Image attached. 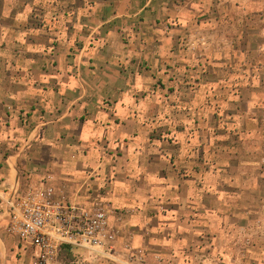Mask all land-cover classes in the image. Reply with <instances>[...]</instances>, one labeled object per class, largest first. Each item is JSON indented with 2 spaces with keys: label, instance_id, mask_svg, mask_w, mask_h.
<instances>
[{
  "label": "crops",
  "instance_id": "crops-1",
  "mask_svg": "<svg viewBox=\"0 0 264 264\" xmlns=\"http://www.w3.org/2000/svg\"><path fill=\"white\" fill-rule=\"evenodd\" d=\"M166 1L0 0V224L10 231L6 204L24 175L84 207L98 196L106 227L91 249L68 245L69 264H243L228 252L234 231L246 235L243 249L261 250L262 158L241 145L264 122L248 111L264 103L255 92L240 99L243 85L238 99L227 89L218 100L213 84L166 82L194 70L184 64L195 57L167 22L205 24ZM247 1L188 3L218 11L217 26L232 9L262 15ZM210 38L219 57L245 41Z\"/></svg>",
  "mask_w": 264,
  "mask_h": 264
},
{
  "label": "rangeland",
  "instance_id": "rangeland-1",
  "mask_svg": "<svg viewBox=\"0 0 264 264\" xmlns=\"http://www.w3.org/2000/svg\"><path fill=\"white\" fill-rule=\"evenodd\" d=\"M173 1L176 0H167L166 2H168V5L170 6L169 3ZM176 2L179 4L180 8H182L181 11L179 10L180 13L184 12V15L189 16L192 20L196 21L201 18L205 24H203L202 28H198L195 25L190 26V24L186 23L187 25L179 28L180 23H178V21H174L175 19L167 22L168 25H172V29H179L181 31V38H183V40H181V42L177 45L186 51L190 49L193 53H195V57L190 62L184 64L186 68H191L194 70H185L181 66L180 70H177L176 74H173L172 76H165L166 82L170 83L167 80L170 78L172 79V84L174 83L173 80H175L177 83L180 82L182 87L186 83L194 85L196 81L202 83L206 82L208 86L213 84L212 93L218 100L223 98V94H225L227 89L229 92H231L232 98L238 99V96L236 97V95L232 93H238V86L243 85L244 90L239 92L240 99H247L251 92H255L253 95L254 100L256 99L264 103V9L262 11V15L259 14L260 12H256L255 14L251 11H248L243 15L239 9H232L227 15L221 17V20L218 21L219 24L217 26H213L210 25L211 20L219 18V12L215 9L205 13L195 10L193 13L189 7L190 3H188V0H180V2ZM248 2L254 6L259 4L264 5V0H249L247 3ZM240 16H242L244 19H241ZM174 18L177 19V15ZM238 18L240 21L243 20V22L247 24L246 27L250 28L242 29V26H238ZM163 29L165 31L166 27L163 26ZM213 31H217L220 35H230L234 40L238 36L245 35V41L243 40V42L237 43L235 46V48H237L235 53H230L227 55V57H219L220 45L216 44L214 41H211L210 38ZM172 45H174V43H172ZM156 46L157 43L149 42L147 48L151 50L155 49ZM224 46V49L227 48V44H224ZM204 53H207L206 59L201 57V55ZM169 62L170 66L175 63L174 60ZM159 76L161 77V75ZM155 78L157 79V75ZM235 104L238 107V101H236ZM248 114H256L259 116V118H264V108L256 111L254 109H250ZM249 127L254 128L256 125L253 122L249 125ZM243 139L244 140L243 145H241V150H244V152L249 150V153L253 152V157H261L262 159L260 160V163L262 169H264V122L256 130L254 137L251 139L243 137ZM249 153L245 154L247 155ZM30 172V169L26 170L27 174H30ZM38 173L39 177L45 174V172ZM28 178H30V176L24 175L20 181V184L18 185V191L22 198H26V195L29 194V190H37L36 186H30ZM36 185H38V183ZM0 189H4V187L0 186ZM262 190L263 191H261V193L263 196L261 198L262 202L260 203L262 204V221L260 223V227L262 228L263 235L260 237V239H258V244L260 245L261 250L254 252L252 250L248 251L243 249V247H246V235H244L242 231H234V236L229 238L230 241L226 240V244H229L230 246V250L228 252L231 259H233V262H238L235 261V259H241V261L244 262L243 264H254L253 258L257 257L261 258L263 261L262 264H264V188ZM57 191L58 193L64 192L65 188L60 187ZM3 204L5 203L3 202ZM2 210L3 207L0 205V211ZM10 210L11 208H8V205L6 204V211L9 212ZM250 232H253V229H251ZM129 253L130 252L128 251H121L118 252L117 256L119 259H132L130 256L131 253ZM72 257H75L72 252L65 248L63 243H60L58 244V249L54 252L51 260L53 261V259L55 260L56 258L62 263L69 264V261L72 259ZM0 260L2 264L39 263L36 258V250L34 246L24 245L22 242H20V239L16 233L12 232L11 230L7 231L6 221L3 223V225L0 224ZM224 263V261L220 262V264Z\"/></svg>",
  "mask_w": 264,
  "mask_h": 264
},
{
  "label": "built area",
  "instance_id": "built-area-1",
  "mask_svg": "<svg viewBox=\"0 0 264 264\" xmlns=\"http://www.w3.org/2000/svg\"><path fill=\"white\" fill-rule=\"evenodd\" d=\"M62 193L42 186L29 190L26 198L17 196L7 202L11 208L8 227L24 245L34 246L38 264L51 260L60 243L91 249L106 227L105 211L98 196H93L90 205L84 207Z\"/></svg>",
  "mask_w": 264,
  "mask_h": 264
},
{
  "label": "trees",
  "instance_id": "trees-1",
  "mask_svg": "<svg viewBox=\"0 0 264 264\" xmlns=\"http://www.w3.org/2000/svg\"><path fill=\"white\" fill-rule=\"evenodd\" d=\"M64 247L68 249V245H65V244H64Z\"/></svg>",
  "mask_w": 264,
  "mask_h": 264
}]
</instances>
